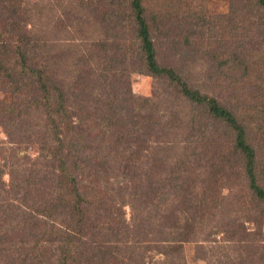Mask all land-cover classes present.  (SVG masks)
Here are the masks:
<instances>
[{
    "label": "rangeland",
    "instance_id": "374dc122",
    "mask_svg": "<svg viewBox=\"0 0 264 264\" xmlns=\"http://www.w3.org/2000/svg\"><path fill=\"white\" fill-rule=\"evenodd\" d=\"M130 3L131 0H0L3 45H13L11 54L17 56L21 42H25L18 34L20 22V32L30 35L26 47H33L30 56H35L37 66L45 64L57 78L64 79L67 106L72 113L67 121L57 117L48 120L43 108H34L41 106L43 96L35 77L16 73L15 85L31 89L33 103L24 112L17 110L12 115L17 117L15 121H0V220L8 215L11 234L14 210L20 207L28 214L36 211L30 219L38 226L33 236L39 224H43L45 233L53 229L61 234L57 228L61 221L70 222L69 211L76 200L67 190L66 175L57 167L54 145L59 158L69 161L66 145H78L73 139L85 137L83 149H74L77 168L71 176L78 182L82 207L93 210L92 218L101 206L109 220L128 224L132 213L139 220L152 218L163 209L174 208L177 198L183 200L187 191L192 201L193 195L199 197L205 192L211 197L209 205L217 207H208L199 225L203 229L185 245L180 263L264 264V209L250 202L242 162L234 154V132L210 110L206 113L203 105L192 106L178 93L181 86L187 85L215 98L234 114L255 151L257 182L264 186V7L258 0H141L157 62L173 69L184 81L174 87L165 77L156 78L144 70ZM14 10L18 14L12 18ZM66 45L72 48L65 67L54 66L46 47L64 52ZM114 51L117 59L126 64V72L122 73L124 87L117 93L121 90L136 98L142 107L154 93L158 95L157 101L149 103L154 124L147 129L138 127V132L119 145L115 135L122 130L108 117L127 102L114 100L106 109L104 99L98 97L101 92H96L103 88H96L101 83V60ZM11 54H1L0 64L6 68L12 64L8 62ZM89 54L91 57H86ZM90 68L94 74H90ZM48 75L52 77L45 74ZM11 98L12 91L0 89V102L10 103ZM126 117L127 114L118 118L123 125ZM88 125L94 127L93 133H75L79 127L86 131ZM124 128V133L131 132L130 126ZM53 134L62 142L54 143ZM57 180L62 181L61 186ZM142 185L149 190L148 199H154L149 210H142L138 204L131 206V201L136 203L143 195ZM153 189L160 190L157 195L164 192L159 197L169 198L155 199ZM59 195L67 196L65 208L52 217L46 216ZM99 232L94 229L95 234ZM114 238L109 236V258L97 259L95 264L127 262L126 252H117L114 247L128 242ZM141 240L146 243L144 237ZM152 252L138 255L140 263L161 264L162 256Z\"/></svg>",
    "mask_w": 264,
    "mask_h": 264
},
{
    "label": "trees",
    "instance_id": "16d2710c",
    "mask_svg": "<svg viewBox=\"0 0 264 264\" xmlns=\"http://www.w3.org/2000/svg\"><path fill=\"white\" fill-rule=\"evenodd\" d=\"M258 3L264 7V0H258ZM130 4L131 17L135 24L136 38H138L140 44L144 70L156 78L165 77L174 87H179L184 82L180 76L170 67L161 66L157 62L156 49L150 35L149 26L143 14L144 8L141 0H131ZM16 14H18V12L14 10L12 18H15ZM19 24L20 22L17 24L18 34L25 38V42H21V49L17 52V56L14 57L11 54L13 45L8 47L7 45H3V39L0 40V56L1 54H5V56H10L11 54V61L8 62L12 63L9 64L7 68L4 67L3 64H0V84L3 85L0 89L12 91L13 95L10 103L0 102V121L6 123H9L8 121L11 120L15 121L17 117H12V115L17 114V110H19V113L24 112L31 107L33 103V91L23 87V84L17 83L15 85V79H17L15 77V75H17L16 73H20L22 77L30 74L35 77L36 82L39 83V91L43 96L41 95V106L39 104L34 108H43L48 120H50L51 117L61 118V121L70 120L72 113L67 106V97L64 92V79L62 77V80L57 78L55 71H51L52 69L50 70L45 64H43L42 67L37 66L38 61L35 56H30V54L33 53V47L31 46L28 49L26 47L27 43L31 41V39H28L30 35L28 36L24 30L23 32L26 35L22 34L20 32L22 29L20 28L19 30ZM7 32L10 33L8 30ZM21 37L18 40H20ZM66 47V51L64 52L61 50L54 51V46L46 47L47 52L51 53L54 60V66L60 67L62 65L65 67V60L72 46L68 47L66 45ZM25 51H27V53H25ZM86 57L90 58L91 54ZM101 61L103 63L101 70L99 72L96 70L101 83L96 85V88H103L96 92H101L98 97L104 99H101L107 106L104 108L108 109L110 105L113 104L114 100L121 103L127 102L115 112L112 110L111 112L113 113L108 117L109 122L112 120L113 123L122 130L121 133L116 132L115 135L120 140L118 143L119 145L121 141L122 143L125 142V139L130 134L138 132V127L147 129L154 124L152 121L153 111L149 103L155 100L157 101L158 95L156 97L154 93L150 99L143 102L146 105L142 107L136 98H131L129 95L121 93V90L118 94L117 90L124 87V84L121 86L123 83L122 73L124 74V72H126V64L123 65V62L117 59L115 51L110 57L107 56V58H104V61L103 59ZM90 70V74H94L95 70L92 68H90ZM45 74H50L53 78L49 75L50 78L46 77ZM68 75L69 74H67V76ZM73 81L78 83L76 77H73ZM73 85L78 86L74 82ZM51 93H53L52 96ZM178 93H181L185 99L191 102L192 106L193 104L203 105L206 113L210 110L219 120L225 121L224 123L234 132V154L237 156L239 155L241 159L244 175L247 178V193L250 196V202H252L255 207L262 206L264 209V186L257 182L255 172L256 154L247 142L245 129L238 124L234 114L221 105L215 98H208L206 94H200L198 90L190 89L187 85L181 86V90H179ZM73 95H71V97H73ZM110 96L114 99H109ZM79 109L80 108H77L76 111L80 112ZM126 114V124L123 125L122 120L118 118ZM128 126L131 128L129 134L123 131V129H125L124 127L127 128ZM79 128H77V131L74 129L75 133L78 136L82 134L87 136L88 133H93L91 129L94 127L88 125L86 131ZM53 136L55 138L54 143L62 142L63 139L59 138L58 135L53 134ZM84 138L78 137L77 140L73 139V141H77L76 144L78 145H66V148L68 147V149H66V156L69 161L59 158L58 147L56 148L54 145V158L55 160L57 159V167L61 170V174L66 175L68 180L67 190H70V194H73V198L76 200L69 211L72 214L70 222H60V226L57 229L61 234H57L53 229H49V233H45L46 231L43 229V224H39V230L36 231L33 236L34 228L38 226L34 225L35 223L33 221L30 222V219L36 211L29 210L31 212L28 214L22 211L23 209H20V207H17V210H14V215L11 220V234L8 232L10 225L8 215L5 216L3 221L0 220V264H95L97 259L107 260L109 258V251L106 249L111 247L109 243L112 241L113 236H115L114 240L121 241L125 239L128 242L120 245V248L114 247L117 252H126L128 258L127 262H121L120 264H144L142 261L140 263L142 258H138L137 256L140 255L139 257H142V253L147 250H152L153 255L162 256L161 264H181L182 262L180 263V261L184 257L183 252L185 245L194 241L195 236H198V232H201L203 229L199 225L201 220L208 214V207H217H215V205H209L208 202L210 201L208 200L211 197L203 192L199 197L193 195L194 201H192L187 198L190 192H183L185 198L183 200L177 198L178 203L174 208L161 209L162 211L154 217L148 218L146 216L145 219L140 220L139 217L132 213V220L128 224H122V222L121 224H117V222L114 223L112 220H109L108 214L100 205V207H98L99 210L95 213V218H92L91 215L93 210L89 212L86 207H82L81 196L78 193V182L73 178L74 176H71L77 168L74 154L76 151L78 152V150L83 149L82 144L85 140ZM90 140H92V138ZM93 165H98V161ZM205 180L206 178L202 180V183H205ZM216 180L217 178L215 181ZM56 184L61 186L62 181L57 180ZM21 186H23L22 183ZM26 186L27 185L24 184V188ZM144 188L143 185L142 187L140 186L143 195L139 197L138 202L132 203L131 201V206L133 208L138 204V206L142 207V210H149L150 207L148 205L154 202V199H148L147 197L148 188L147 190ZM153 190L154 194H156L155 199L165 200L166 196L162 198L159 197L161 194H164V192L157 195V192L160 190ZM162 190L165 189L162 188ZM64 197L67 196L59 195V198L56 199L54 204L50 207V212H45L46 216L52 217L54 212L65 208ZM168 198L169 197L166 199ZM21 205L28 210L25 204L22 203ZM18 210L22 213L20 211L18 213ZM143 214L149 215L147 213ZM95 228L100 230L98 234L94 233ZM27 232H29L27 237L22 236V234L26 236ZM109 236L112 239H109ZM142 237H144L146 243L141 240ZM30 238H32V240ZM86 241H88V244L85 243ZM115 243V246H117L118 243ZM86 252L88 255H86ZM91 255H95V257Z\"/></svg>",
    "mask_w": 264,
    "mask_h": 264
}]
</instances>
